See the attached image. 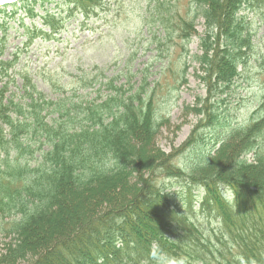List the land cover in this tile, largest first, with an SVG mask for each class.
I'll return each mask as SVG.
<instances>
[{"label": "trees", "instance_id": "1", "mask_svg": "<svg viewBox=\"0 0 264 264\" xmlns=\"http://www.w3.org/2000/svg\"><path fill=\"white\" fill-rule=\"evenodd\" d=\"M98 1L73 0L70 15L97 13ZM156 3L162 11L149 15L148 30L160 24L169 41L177 35L189 42L196 20L205 23L197 61L207 97L188 108L202 119L178 149L185 160L176 151L147 150L163 124L155 86L123 89L109 82L102 86L111 96L67 106L45 100L24 73L32 87L27 109L14 98L3 101L7 87L0 90L7 167L0 214L14 211L7 232L17 235L0 252V264H147L154 240L185 264H264V83L263 96L241 120L215 109L238 79L251 87L255 69L264 76L263 37L254 39L256 20L264 24V0H192L200 15L179 17L176 28L178 16H169L166 1ZM51 17L44 24H54L53 37L63 21ZM15 62L0 61L4 78ZM202 128L210 135L218 129V136L204 138ZM176 185L179 193L165 191ZM225 188L234 194L230 201ZM109 201L116 204L103 207Z\"/></svg>", "mask_w": 264, "mask_h": 264}, {"label": "rangeland", "instance_id": "2", "mask_svg": "<svg viewBox=\"0 0 264 264\" xmlns=\"http://www.w3.org/2000/svg\"><path fill=\"white\" fill-rule=\"evenodd\" d=\"M165 1L163 8L170 9V14L167 12L169 16H178L173 21L177 25L175 28L181 25L179 17L186 19L190 14L201 13L193 6L192 0ZM6 2H0V61L9 62L16 56L18 61L8 77H1L0 74V90L7 87L3 101L14 98V102L23 107L31 101L27 95L32 87L26 85L21 77H16V72L27 74L32 86L35 85L45 100H65L62 103L67 106L92 101L102 94V97L111 96L113 92L102 86L109 82L123 89L130 88V85L139 88L147 83L156 87L158 118L163 120L158 136L148 144L147 150L150 154L157 152L158 148L165 153L176 151L177 160H185L178 149L189 140L202 119L188 108L201 107L202 100L207 97V87L201 78L204 67L201 68L197 61V57L203 54L200 41L205 23L202 18L196 20L197 33L189 42L177 35L169 41L166 30L160 24H154L151 31L148 30L147 23L152 22L151 18L148 19L149 15L162 11L156 0L98 1L105 11L99 10L98 15L93 13L90 18L83 14L70 15L73 0H29L8 7ZM49 15L52 17L48 21L54 17L56 23L62 20L63 24L53 39L44 40L48 37L47 33L53 30V23L50 28L43 24ZM246 15L258 19L254 13L247 11ZM256 21L258 27L255 33L258 35L254 39L258 42L259 38L264 39V24ZM263 39L261 42L264 43ZM251 78V87L238 79L232 89L221 95L223 101L215 109L220 113H230L238 120L248 114L250 107L263 96V74L255 69ZM9 116L15 118L14 114ZM4 129L9 131L6 126ZM210 133L211 129L199 130L204 138L217 137L219 130ZM218 141L220 139H216ZM4 160V154L0 153V178L7 170ZM181 189L180 185H176L165 191L179 193ZM193 194L200 199L203 197L197 190ZM109 203H102L103 207L116 204L113 201ZM103 207H99V211L104 210ZM195 207L198 209L200 202ZM3 216L0 214V252L8 250L12 245L9 243L17 237L7 232L14 219V211L11 217Z\"/></svg>", "mask_w": 264, "mask_h": 264}, {"label": "clouds", "instance_id": "3", "mask_svg": "<svg viewBox=\"0 0 264 264\" xmlns=\"http://www.w3.org/2000/svg\"><path fill=\"white\" fill-rule=\"evenodd\" d=\"M224 195L230 201L234 194L230 188L224 189ZM120 242H117L119 246ZM147 264H185L181 258H176L169 255L159 244L158 241H152L148 247L147 253Z\"/></svg>", "mask_w": 264, "mask_h": 264}]
</instances>
